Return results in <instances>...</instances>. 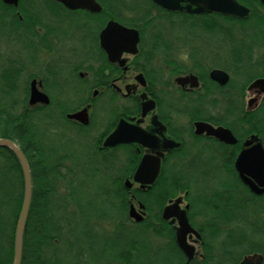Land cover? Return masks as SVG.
I'll list each match as a JSON object with an SVG mask.
<instances>
[{
  "label": "flooded vegetation",
  "instance_id": "af4514ba",
  "mask_svg": "<svg viewBox=\"0 0 264 264\" xmlns=\"http://www.w3.org/2000/svg\"><path fill=\"white\" fill-rule=\"evenodd\" d=\"M95 1L100 11L75 8L82 0H0V139L24 155L33 192L37 177L41 187L44 181L55 185L54 190H43L66 201L78 190L77 179L84 172L87 179H99L97 188L107 185L113 205L116 193L117 202L127 199L128 210L143 205L145 220L155 211L159 195L176 193L164 208L180 198L174 213L186 210L200 236H187L196 249L187 263L176 244L178 217L165 221L163 208L158 231L174 238L181 264H225L220 242L227 219L222 209L234 205L237 211L228 223L240 244L238 264L256 254L264 258V163L259 160L260 145L264 150V93L248 90L264 76L246 87L234 86L226 71L233 54L238 59L234 63L241 64L243 35L258 28L244 23L254 16L255 26L264 25V4L236 0L250 11L242 19L167 11L152 0ZM143 19L155 21L148 27L130 26L132 20L143 24ZM110 23L139 32L135 54L129 51L130 38L119 47L111 35L103 46L102 34ZM228 31L233 36L229 39ZM245 46L252 55L262 50L264 57V45ZM110 52L115 53L113 59ZM214 70L228 73L230 82L221 86L213 81ZM246 94L250 97L244 106ZM144 95L155 103L145 115ZM251 100L255 103L250 108ZM122 121L130 125L124 135L137 133L141 143L104 147ZM207 126L230 131L235 142L219 140ZM165 143L180 148L163 152ZM242 153L252 154L238 168ZM160 154L156 181L150 187L135 182L142 160L153 161ZM17 171L24 179L18 157L0 147V195L6 185L16 184ZM207 226L220 228L216 240L207 237ZM255 243H261L263 251L243 250Z\"/></svg>",
  "mask_w": 264,
  "mask_h": 264
},
{
  "label": "trees",
  "instance_id": "16d2710c",
  "mask_svg": "<svg viewBox=\"0 0 264 264\" xmlns=\"http://www.w3.org/2000/svg\"><path fill=\"white\" fill-rule=\"evenodd\" d=\"M154 21V19H143L141 22L143 24H139L138 20H132L130 26L148 27ZM246 25H254L253 27L258 28H255L254 34L243 35L244 55L241 64L234 63L238 60L236 54H233L231 59V66L238 70L234 76L243 75L245 87L257 77L264 76V61L254 64L251 49L245 46L254 43L264 45V25L255 26L254 16L248 23H244V27ZM230 36L228 31L227 38L229 39ZM247 52L248 55H246ZM19 134L22 132L20 131ZM39 182V178L36 177V189L33 192L24 232L21 264H181L183 261L181 253L174 244V238L169 233L170 236L167 238L170 242L167 246L165 245V249L151 243V238L167 235L166 231H158V226L164 223L160 213L166 202L177 196L176 193L159 195L158 201H155V211L151 212V220L147 219L137 224L128 216L127 199L123 198V203L117 202L120 196L116 193V202L113 205L111 194L106 190L103 191L101 186L97 188L98 200L108 210L103 208L87 215L84 208L78 204L76 194L69 196V200L62 201L57 194H50L43 190L48 186H52L54 190L55 185L44 181L41 187ZM12 187L6 185L3 194L0 195V264L14 262L15 232L24 198V179L21 172L17 171L16 184ZM153 195L149 198L151 201L155 200ZM94 196L90 198L89 203H94ZM73 206L77 213L70 212V207ZM116 206L120 209L117 207V210H114ZM204 206L208 209V204ZM223 211L225 212L223 214H226L227 226L220 242V251L225 256V264H238L240 244L235 228L228 223L234 218L237 209L234 205L227 204L223 206ZM113 212H119L122 216L115 229L111 233L97 231L100 226L99 221L110 220L115 215ZM204 228L207 229L206 234L210 241L219 237L221 232L219 227ZM246 249L249 248H243L244 251H263L261 243L252 244L249 250Z\"/></svg>",
  "mask_w": 264,
  "mask_h": 264
},
{
  "label": "water",
  "instance_id": "95a60500",
  "mask_svg": "<svg viewBox=\"0 0 264 264\" xmlns=\"http://www.w3.org/2000/svg\"><path fill=\"white\" fill-rule=\"evenodd\" d=\"M7 2L11 0H5ZM78 1V0H77ZM155 4L161 6L167 11H174V12H185L192 15H205V14H220L226 17H234V18H242L247 19L250 16V11L241 5L238 4L236 0H152ZM262 4H264V0H261ZM75 8H83L88 9L91 11H100V6L96 3L95 0H82V2H78ZM114 36L115 38V46L119 45V47L124 46L125 41L129 38L130 42V52L135 54L137 51V45L139 43V32L135 29H127L117 23H110L107 28L103 31L102 34V44L106 47V39L108 36ZM111 53L110 58L113 59L115 53ZM211 79L221 86H226L230 82V76L228 73L220 70L212 71L210 75ZM186 79H180V82H185ZM250 92H254L260 90L264 93V79H258L254 81L248 88ZM255 103V100H251L249 103V107L251 108ZM155 103L147 98L146 95L142 97V108H143V115L148 112V109L153 108ZM250 110H248L249 112ZM81 116V115H80ZM78 118V115L75 116ZM81 119V118H80ZM83 120V119H82ZM88 125V122H84ZM130 125L128 123L122 121L120 122L117 131L109 136L105 143L104 147H113L119 143H130V142H138L141 143L139 140V136L130 132L127 134L130 138H127L124 133L125 131L129 130ZM128 128V129H126ZM197 128H200L198 126ZM209 133L215 136L219 140L226 142V143H234L235 139L230 131L220 128L214 129L210 126H207ZM126 131V132H127ZM124 135V136H123ZM138 138V139H137ZM0 147H7L9 148L19 159V162L22 166L23 173H24V181H25V195H24V203L21 210L20 217L18 219L16 232H15V250H14V262L13 264H21L22 263V256H23V241H24V232L25 227L27 224L28 214L30 210V205L32 201V178L30 174V169L27 164V161L21 151L10 141L0 139ZM180 148L179 144L175 143H165L161 148L163 152H169L172 149ZM259 154L262 155L259 160L260 162L264 163V150L263 148L259 147ZM252 153H242L238 159L237 166L239 168L240 163L244 159H248ZM160 157L151 161L149 158H144L136 172L135 175V182L142 184L143 186L150 187L155 181L158 176L160 170V159L163 157L162 154L159 155ZM264 185V178H262ZM243 181L252 189L255 193H260L257 189L245 178ZM262 193V192H261ZM182 200L179 198L175 202L166 206L163 210V219L165 221H169L172 217L177 216L179 220V228L176 233V244L178 248L182 251V253L187 258V263H190L195 255L196 249L190 245L187 241V236L189 234H195L199 237L198 233L191 227L189 224V220L187 217V211H181L180 215L174 213L176 209L179 208ZM144 210L145 207L140 205L139 211L135 208L134 205H131L129 208L128 216L129 218L137 224H141L144 222ZM264 258L261 255H253L249 258H245L241 264H263Z\"/></svg>",
  "mask_w": 264,
  "mask_h": 264
},
{
  "label": "rangeland",
  "instance_id": "374dc122",
  "mask_svg": "<svg viewBox=\"0 0 264 264\" xmlns=\"http://www.w3.org/2000/svg\"><path fill=\"white\" fill-rule=\"evenodd\" d=\"M227 27L232 28V26L230 24H227ZM243 41H244V37H243ZM243 44H244V42H243ZM227 55H229L228 51H227ZM251 58H252V61L254 64L261 62L264 59L263 51L262 50L256 51V53L254 55H252ZM210 66H214L213 63H211ZM226 68H227L226 71H228V73L231 75L232 79H234V86H236L238 84L239 85L240 84H244V85L246 84L245 80L241 81L239 76L238 77H236V75L234 76L235 69L231 65H228V67H226ZM249 97H250V95L246 94V97L244 100V106H246V103H247ZM85 151L87 153V150H85ZM85 176H86V173H84V172L79 174V177L77 179L78 190L75 192V194L77 196L78 204L84 208V211L87 215H90L91 213H93V212L96 213V212H98L99 209H103L106 207L98 200L99 197L97 196L98 195L97 187L99 186V179L98 178L97 179L96 178L87 179V177H85ZM79 185H80V187H79ZM101 187L104 188L105 190L107 189V185H102ZM60 190H61V188H60ZM60 192L62 193L61 195L64 194L63 191H60ZM93 195H95L94 200H93L94 203L91 204V203H89V201L91 200L90 198L93 197ZM66 200H69V198H66ZM117 207H118V209H120L119 206H116L114 210H117ZM136 208L138 209V206H136ZM106 209L108 210V208H106ZM70 210H71L70 212H72V213H77L76 208L74 206L70 207ZM113 214H115V215L113 217H111L110 220H106V221L100 220L99 221L100 226H98L99 228L96 226V228H98L97 231L111 233L113 231V229H115V226L117 225V223L119 222V220L121 219L122 216H121V213H119V212H117V213L113 212ZM148 217H149L148 219L151 220L152 217L150 215ZM95 223H96V221H95ZM233 228H235V227L233 226ZM168 242H170V240L168 238L163 237V236L159 237V238H151V243L154 246L163 247V249L166 248ZM198 252L200 253L199 248L197 249V253ZM161 261H162V259H161ZM162 263H163V261H162Z\"/></svg>",
  "mask_w": 264,
  "mask_h": 264
},
{
  "label": "bare ground",
  "instance_id": "6f19581e",
  "mask_svg": "<svg viewBox=\"0 0 264 264\" xmlns=\"http://www.w3.org/2000/svg\"><path fill=\"white\" fill-rule=\"evenodd\" d=\"M105 189L103 188V191H104ZM106 191H107V189H106ZM24 195H25V188H24ZM32 196H33V192H32ZM8 203V202H7ZM23 203H24V198H23V201H22V207H23ZM31 203H32V201H31ZM22 207H21V210H22ZM30 208H31V205H30ZM30 211V210H29ZM20 214H21V211H20ZM20 214H19V217H20ZM163 215V214H162ZM28 216H29V214H28ZM28 220V219H27ZM18 223V222H17ZM27 225V224H26ZM17 227V226H16ZM25 229H26V227H25ZM23 257V256H22Z\"/></svg>",
  "mask_w": 264,
  "mask_h": 264
}]
</instances>
